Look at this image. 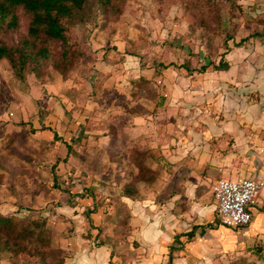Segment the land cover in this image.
Here are the masks:
<instances>
[{
	"label": "rangeland",
	"instance_id": "374dc122",
	"mask_svg": "<svg viewBox=\"0 0 264 264\" xmlns=\"http://www.w3.org/2000/svg\"><path fill=\"white\" fill-rule=\"evenodd\" d=\"M17 14V26L0 33L7 45L27 37L29 18L20 9ZM80 15L66 32V53L60 40L46 41L48 56L29 60L23 78L0 59V117L18 119L24 106L27 115H52L50 125L59 131L67 113L80 120L87 133L74 148L87 162L82 173L98 172L109 182L96 207L105 222L122 210L114 196L128 178L139 194L186 195L194 184L197 220L216 229L206 239L182 237L172 264H264V232L241 239L219 229L211 195L215 179L247 175L264 163V0H110L109 6L88 0ZM220 59L222 66L213 67ZM67 92L73 97L65 103L68 110L54 109ZM97 131L107 135L102 144ZM60 147L35 158L48 177L49 165L64 154ZM109 162L119 169L108 168ZM97 163L102 169L92 170ZM41 183L48 200L54 186ZM61 196L56 189L53 203ZM45 204H23L35 205L37 213L17 205L15 229L0 237L11 238L29 220L45 216L41 230L48 244L41 264H59L73 254V223L54 207L43 214ZM130 243L128 261L140 257ZM17 254V263L0 256V264H26L25 254Z\"/></svg>",
	"mask_w": 264,
	"mask_h": 264
},
{
	"label": "crops",
	"instance_id": "0c3cea01",
	"mask_svg": "<svg viewBox=\"0 0 264 264\" xmlns=\"http://www.w3.org/2000/svg\"><path fill=\"white\" fill-rule=\"evenodd\" d=\"M65 95V99H56L53 102L54 109L59 108L63 112L67 109L65 103H73L72 95L70 97L68 92ZM22 108L24 114L18 119L11 120L7 114L0 117V213L15 215L17 205H21L20 209L25 212L37 213L35 205H23L27 202L38 205L46 202L39 208L46 216L50 214L52 207L57 212L64 213L68 223H73V231L68 241L73 254L66 257L61 264H110V261L113 264H165L167 247L176 234L195 229L191 240L195 237L206 239L209 232L216 229L209 222L202 223L197 220V200L191 199L194 184L189 182L186 195L174 190L164 196L154 190L149 194L143 191L135 195L136 197L119 193L114 198L116 206L122 210L116 208L109 217V222H105V215L99 208H94V212L89 215L84 213L87 208H93L94 202L101 196L102 186L109 183L102 179L101 173L98 175V172H94L92 177L88 173L89 178L82 173L86 170L87 162L79 150L74 148V143L83 140L87 131L81 127L80 120L72 119L68 113L65 126L59 131L50 125L52 115L43 120L36 113L27 115L25 107ZM98 133L99 131L95 134ZM96 137L99 144H102L107 135L102 133ZM68 145H71V150ZM55 147L65 148V151L61 158L49 165L51 176L48 177L41 170L42 164L36 162L35 158L37 155L41 157L43 153L49 156ZM107 165L110 169H119L117 162H109ZM101 169L100 163H97L92 170ZM238 177H250L264 183V163L247 175L241 174L230 179ZM42 180H49L55 190L61 191L60 202L53 203L57 202L53 199L55 190L50 191V198L46 200V195L40 188ZM130 180L128 178L127 182L130 183ZM137 182L144 183L143 180ZM143 185L149 186L148 182ZM261 194L262 198L258 200ZM211 195L213 196L212 190ZM182 202L187 204L186 210H182ZM215 206L214 200L212 210H215ZM87 217L91 219L92 226ZM217 225L219 229L230 230L234 237L241 239L264 232V184L257 195V203L252 209V218L248 225L238 228L227 227L220 222ZM97 227H101V231L94 240L98 233ZM128 242H131L132 249L140 251V257L128 261ZM134 243L137 248L133 246ZM112 251L114 254L110 257Z\"/></svg>",
	"mask_w": 264,
	"mask_h": 264
},
{
	"label": "trees",
	"instance_id": "16d2710c",
	"mask_svg": "<svg viewBox=\"0 0 264 264\" xmlns=\"http://www.w3.org/2000/svg\"><path fill=\"white\" fill-rule=\"evenodd\" d=\"M88 0H0V33L5 28L14 29L18 24L17 10L20 9L24 15L29 18L27 37L16 45H7L0 39V59H7L10 63L14 73L21 79L22 72L25 66L36 58H46L49 51L45 45L48 40H60L64 45L66 53L68 46L67 31L69 27L81 22V11ZM104 6H109L110 0H99ZM254 36L262 35V33H255ZM244 39H242L243 41ZM29 61V62H28ZM207 63L199 68V71H204L208 65ZM223 64V59H220L217 65L213 67L220 68ZM165 66V65H164ZM166 67V66H165ZM187 68V67H184ZM71 150V145H68ZM54 186H56V176L53 175ZM121 195L136 197L139 195L132 183H127L120 190ZM97 207V202H94L93 208H87L86 214L94 212ZM87 215V216H88ZM27 217V216H26ZM39 218L29 220L27 224L20 227L11 238L7 236L0 237V256L1 259L11 263H17L19 255L17 251L24 253L26 264H41L47 255L46 246L48 244L47 237L41 230L45 216H38ZM41 220V221H39ZM87 220L92 226L91 219ZM217 218V223H219ZM12 226V215H2L0 213V233L2 231H9L15 229ZM98 228L94 240L99 235L101 227ZM195 229L187 232L176 234L172 242L167 247L165 264H172L174 251H179L183 245L182 237L191 240L194 236ZM113 251L110 257L113 255ZM62 263V262H61ZM59 263V264H61ZM110 264H113L110 261ZM233 264V263H232Z\"/></svg>",
	"mask_w": 264,
	"mask_h": 264
},
{
	"label": "built area",
	"instance_id": "2783aa9c",
	"mask_svg": "<svg viewBox=\"0 0 264 264\" xmlns=\"http://www.w3.org/2000/svg\"><path fill=\"white\" fill-rule=\"evenodd\" d=\"M262 185L250 177L216 179L212 185V194L220 223L231 228L248 225Z\"/></svg>",
	"mask_w": 264,
	"mask_h": 264
}]
</instances>
